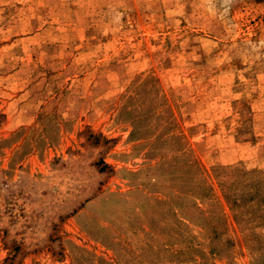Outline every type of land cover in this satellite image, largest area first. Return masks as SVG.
Segmentation results:
<instances>
[{"label": "rangeland", "instance_id": "obj_1", "mask_svg": "<svg viewBox=\"0 0 264 264\" xmlns=\"http://www.w3.org/2000/svg\"><path fill=\"white\" fill-rule=\"evenodd\" d=\"M0 264H264V0H0Z\"/></svg>", "mask_w": 264, "mask_h": 264}, {"label": "clouds", "instance_id": "obj_2", "mask_svg": "<svg viewBox=\"0 0 264 264\" xmlns=\"http://www.w3.org/2000/svg\"><path fill=\"white\" fill-rule=\"evenodd\" d=\"M227 2H229V0H227Z\"/></svg>", "mask_w": 264, "mask_h": 264}]
</instances>
